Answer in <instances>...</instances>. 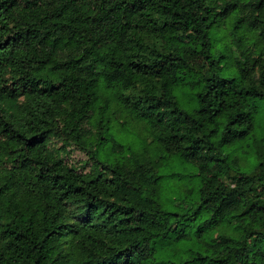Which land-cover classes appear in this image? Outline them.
I'll return each instance as SVG.
<instances>
[{
    "label": "trees",
    "instance_id": "16d2710c",
    "mask_svg": "<svg viewBox=\"0 0 264 264\" xmlns=\"http://www.w3.org/2000/svg\"><path fill=\"white\" fill-rule=\"evenodd\" d=\"M0 264H264V0H0Z\"/></svg>",
    "mask_w": 264,
    "mask_h": 264
},
{
    "label": "rangeland",
    "instance_id": "374dc122",
    "mask_svg": "<svg viewBox=\"0 0 264 264\" xmlns=\"http://www.w3.org/2000/svg\"><path fill=\"white\" fill-rule=\"evenodd\" d=\"M243 34V30L237 31L236 35H234V23L232 19H229L227 23L223 24L222 27H218L214 29L213 39L214 45L218 52L223 53L224 59L223 62H228L229 65H233L236 56L239 54V48L237 46V39L239 35ZM252 38V34L248 35ZM254 44L250 43V47H253ZM119 120L122 122L125 120V117L131 118L132 115L126 112H119ZM128 118V119H129ZM136 123V122H135ZM141 123H127L124 130L121 132H115L116 136L120 137L127 146H130L132 150L136 151L141 146L144 145V140L140 136V134L133 128V125L138 128L142 135L146 138L149 143L152 139L151 134L140 125ZM94 130V128H93ZM95 130H97L95 128ZM94 130V131H95ZM259 135V132L257 133ZM48 147L52 153L63 158L69 164L75 165L78 167L80 172L88 173L92 170L96 169L98 165L97 160L90 153V149L84 148L76 142L67 139L60 131L53 130L48 135ZM182 188H186L185 184L181 185ZM116 199L118 202H121L118 198ZM70 209L74 213L76 218H81V212L85 210L84 204H70Z\"/></svg>",
    "mask_w": 264,
    "mask_h": 264
}]
</instances>
